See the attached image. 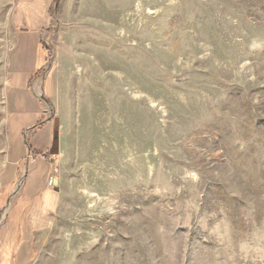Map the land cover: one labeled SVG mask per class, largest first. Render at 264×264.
Wrapping results in <instances>:
<instances>
[{
    "label": "rangeland",
    "instance_id": "374dc122",
    "mask_svg": "<svg viewBox=\"0 0 264 264\" xmlns=\"http://www.w3.org/2000/svg\"><path fill=\"white\" fill-rule=\"evenodd\" d=\"M22 32L54 131L14 170ZM0 264H264V0H0Z\"/></svg>",
    "mask_w": 264,
    "mask_h": 264
},
{
    "label": "crops",
    "instance_id": "0c3cea01",
    "mask_svg": "<svg viewBox=\"0 0 264 264\" xmlns=\"http://www.w3.org/2000/svg\"><path fill=\"white\" fill-rule=\"evenodd\" d=\"M15 43L7 69L8 160L14 170L21 161L33 158L31 148L39 153L37 160L45 157L51 150L54 131V120L47 117L35 88L44 61L38 49L39 40L32 33L22 32ZM28 117L30 119L26 121ZM36 159L34 163H37Z\"/></svg>",
    "mask_w": 264,
    "mask_h": 264
}]
</instances>
